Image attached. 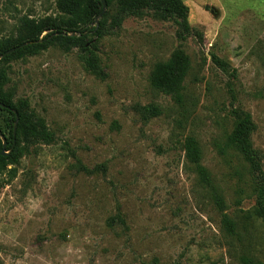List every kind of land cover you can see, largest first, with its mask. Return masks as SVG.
Listing matches in <instances>:
<instances>
[{
    "label": "rangeland",
    "instance_id": "rangeland-1",
    "mask_svg": "<svg viewBox=\"0 0 264 264\" xmlns=\"http://www.w3.org/2000/svg\"><path fill=\"white\" fill-rule=\"evenodd\" d=\"M167 2L115 0L101 35L0 61L4 90L55 138L11 152L0 111V264H264V0H181L188 31ZM64 7L0 0V45L69 27ZM244 114L260 170L226 148Z\"/></svg>",
    "mask_w": 264,
    "mask_h": 264
},
{
    "label": "trees",
    "instance_id": "trees-1",
    "mask_svg": "<svg viewBox=\"0 0 264 264\" xmlns=\"http://www.w3.org/2000/svg\"><path fill=\"white\" fill-rule=\"evenodd\" d=\"M65 3V7L63 9L64 12L69 13L76 22L70 25L67 28L61 27L60 25L52 24L47 27H44V24L39 25H31L29 29L30 35H32L29 39H24L19 43H15L8 46L0 45V57L6 54L7 52L20 48L16 52L12 53L11 55L7 56L2 60V63H8L12 61L22 60L29 55H38L43 50L47 49L55 40L64 39L71 43H79L84 41L85 33H95V35H101L103 30L104 24L100 22L99 27L90 28V23H93L95 18H97L102 10L103 5L98 0H63ZM115 0H107L108 7H111ZM129 1V2H128ZM146 1L149 0H119L120 5H130L131 3L137 5H143ZM152 1H159V0H152ZM168 7L173 9L178 16L182 19L183 25L185 30L188 31V8L181 2V0H168L167 2ZM164 13H167V9L161 10ZM49 31L47 36H43L45 32ZM64 32L67 33H75L81 34V38H65L62 37ZM55 34H58L59 37H54ZM200 39H203V36L199 34ZM33 43L31 46H26L22 48L23 45L26 43ZM214 62L223 68L224 71L231 69L228 64L219 60L216 56L213 57ZM0 63V65L2 64ZM8 83V78L5 73L1 74L0 76V111L6 113L8 117V121L12 123L9 126L10 135L12 142L9 144L10 151L13 148L14 140L16 139L17 145V138L20 136H27L34 139H40L47 144H51L55 141L53 134L50 132L46 121L39 120L38 122H34L32 117L23 112V108L19 104L14 103V97L7 93L4 90V87ZM23 107H27L25 102H21ZM17 117H19L18 129L16 133V138L14 136V127L15 123L17 122ZM253 122L252 118L249 114H244L241 117L240 122L236 126L235 130L230 134L226 141V148L228 149H238L246 160L251 164V167L260 170V165L258 163L256 152L253 148L252 141H251V132L253 130ZM0 131L5 137V131L0 127ZM0 136V173L8 166L10 163V157L3 156V142ZM8 142V141H7ZM15 145V148H16ZM8 147V148H9ZM7 148V151H9ZM14 148V149H15ZM199 149L195 146V159L199 160ZM261 195L264 196V190H262ZM254 215L263 222L264 224V203L260 204L255 210ZM119 222L121 224H125V221L121 214L118 216ZM226 219V226L232 235H236V228L234 222L229 217H225ZM231 220V221H230ZM246 263V261H245ZM247 264H250L247 261Z\"/></svg>",
    "mask_w": 264,
    "mask_h": 264
},
{
    "label": "water",
    "instance_id": "water-1",
    "mask_svg": "<svg viewBox=\"0 0 264 264\" xmlns=\"http://www.w3.org/2000/svg\"><path fill=\"white\" fill-rule=\"evenodd\" d=\"M98 1H100L102 3L103 10H102L101 14L95 20L97 27H99V25H100V19H102L105 16V14L107 12V9H108L107 0H98ZM26 46L27 45H23L22 48H24ZM18 49H20V48H17V49H14V50H11V51L7 52L6 54H4L3 56L0 57V61L2 59L6 58L7 56L11 55L12 53L16 52ZM18 123H19V117H17V122L15 123V127H14V136H15V138H16V133H17V129H18ZM0 136H1V138L3 140V143H4L3 144V152H2V155L3 156H9L10 153H7L8 142H7L6 138L3 136V134L1 133V131H0ZM15 145H16V139L14 140V145H13V148H12L11 152L14 150Z\"/></svg>",
    "mask_w": 264,
    "mask_h": 264
}]
</instances>
